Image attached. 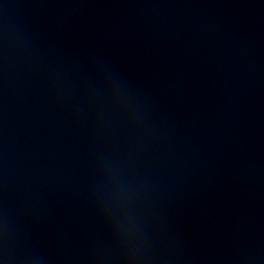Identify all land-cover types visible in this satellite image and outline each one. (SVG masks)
I'll use <instances>...</instances> for the list:
<instances>
[{
	"label": "water",
	"instance_id": "water-1",
	"mask_svg": "<svg viewBox=\"0 0 264 264\" xmlns=\"http://www.w3.org/2000/svg\"><path fill=\"white\" fill-rule=\"evenodd\" d=\"M0 264H264V0H0Z\"/></svg>",
	"mask_w": 264,
	"mask_h": 264
}]
</instances>
